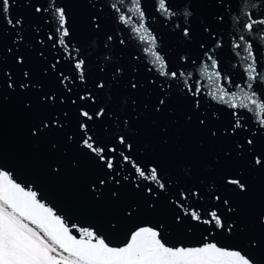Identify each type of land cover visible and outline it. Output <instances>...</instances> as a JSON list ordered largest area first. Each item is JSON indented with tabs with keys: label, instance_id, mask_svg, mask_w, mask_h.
<instances>
[{
	"label": "water",
	"instance_id": "1",
	"mask_svg": "<svg viewBox=\"0 0 264 264\" xmlns=\"http://www.w3.org/2000/svg\"><path fill=\"white\" fill-rule=\"evenodd\" d=\"M46 3L48 0H15L10 8L9 18L13 22L17 18L23 20L24 39L19 51L13 46L17 31L0 18V51L3 49L6 58L4 77L0 72V89L4 80L0 94V171H7L26 190L36 191L42 203L52 207L70 227L76 226L73 234L77 238V228H87L102 234L110 246L120 247L129 242L131 233L138 228L152 227L161 232L166 246L216 243L218 247L254 257V264H264V169L253 163L254 159L264 158V117L258 107L264 103V80L259 78L264 74V31L249 33L241 26L249 17L264 18V0H166L170 14L159 9V0H139L146 13L143 20L135 11L137 0H51L52 4L65 6L71 18L72 39L68 48L55 39V22L50 13L35 11L36 6ZM185 12H193L194 22L193 17H184ZM122 16L129 23L120 20ZM90 17L100 23L99 30L94 29ZM185 19L192 26V41L186 42L179 35L180 28L186 26ZM140 22L149 29L144 40L135 32ZM49 33L53 39L48 38ZM108 35L113 36L117 47L104 55L109 62L122 67L124 75L110 89L101 90L94 85L108 79L114 71L110 65L106 73L100 72L104 63L101 53L105 51L102 44ZM240 35L245 36V41L238 40ZM151 36L156 37L154 49ZM120 39L125 40L124 45L118 44ZM237 43L241 46L236 47ZM247 43L252 44L251 56L245 48ZM74 49L89 57L91 75L86 81L79 80L68 54L75 55ZM152 50L165 57L170 70L184 73L170 91L183 89L192 96L191 100L177 96L162 113L155 112L157 96L146 83L160 75L158 65L152 63ZM208 55L217 61L215 69L210 67ZM17 57H23V65ZM253 58L256 81L248 78L247 65ZM53 64L55 70L51 69ZM24 70L30 71V83L36 85L28 91L19 88L21 82H29L23 77ZM9 72L17 83L16 91L7 86ZM214 72L220 73L219 79ZM164 80L161 76L158 82ZM129 81L139 82L140 91L132 89ZM248 83H252V89H248ZM65 85L71 88L70 92ZM197 88L198 95H193ZM220 88L229 97L235 94L237 103L243 97L248 106L233 108L216 99L222 94ZM89 90L95 93V102L86 99ZM253 93L256 105L247 99ZM46 94L62 96L63 103L44 104L41 97ZM195 100L200 107L189 123L187 117L193 114ZM81 108L90 113L103 110L114 114L87 122L92 129L88 135L105 148L106 156L115 157L113 170L83 146L79 128L83 119L79 115ZM53 117L63 121L62 129L45 130L39 138L31 135L32 128ZM200 119L206 120L207 127L199 124ZM124 120L131 123V129L125 131L135 146L131 162L121 158V151L129 153L115 138ZM236 123L242 128L232 134L230 125ZM161 128L168 129V136H161ZM213 131L217 132L216 137L212 136ZM109 148L117 151L109 152ZM150 162L164 169L160 177V182L167 181L164 190L159 189L158 182L139 177L133 167V163L142 168L147 164L150 169L154 166ZM54 168L60 169L59 174ZM146 176H150L148 169ZM106 177L107 183L100 186L102 194L97 198L90 186ZM226 177L239 178L247 191L238 190ZM190 187L197 196L188 195L186 190ZM113 191L118 193V199L111 195ZM225 199L228 205L224 204ZM184 208L198 210L202 219H209L208 213L215 210L234 230L227 232L197 222L185 214Z\"/></svg>",
	"mask_w": 264,
	"mask_h": 264
},
{
	"label": "snow or ice",
	"instance_id": "2",
	"mask_svg": "<svg viewBox=\"0 0 264 264\" xmlns=\"http://www.w3.org/2000/svg\"><path fill=\"white\" fill-rule=\"evenodd\" d=\"M15 3V0H0V18L11 24V27L17 31V39L13 40V46L19 51V46L23 41L24 37L22 34L23 20L17 18L14 22L9 18L10 8ZM22 6V5H21ZM32 6V5H29ZM159 9L165 13H169V6H166V0H159ZM35 11L43 14L45 12L50 13V19L54 21V30L56 33L55 39L57 42L68 48L71 44L72 32H71V18L66 11V7L57 3L52 4L51 0H48L44 6H36ZM135 11L139 14L141 20L146 16L143 6L137 0V5ZM264 15V14H262ZM184 17H193V22L195 17L193 12H185ZM125 24L129 23L126 17H120ZM90 23H93L94 29L99 30L101 25L95 22L94 17L89 18ZM183 26L180 28L179 35L187 42L194 39L191 23H188L187 19L184 20ZM19 26V27H18ZM242 28L246 29L247 32L252 33L256 31H264V18H254L249 17L248 20L243 23ZM135 32L140 34L139 38L144 40L145 34L149 32L148 27L140 22L139 26L135 28ZM49 39H53L51 33L48 34ZM245 36L240 35L238 37L239 41H245ZM150 42L152 48H155L156 37L151 36ZM39 43H43L40 41ZM119 45H124L125 40L120 39L118 41ZM55 46V45H54ZM104 52L101 53L103 57V67L100 68V72L106 73L107 68L111 65L114 71L110 74L108 79L102 80V82L96 83L94 88H99L101 90H108L112 87L113 83L118 82V77H123L124 69L122 67L115 66V63L109 62L108 56L104 55L110 49H115L117 43H113V36L108 35L106 41L102 44ZM240 43L236 44V47H240ZM249 56H251L252 44L247 43L245 45ZM9 52H13L12 48L8 49ZM75 55L72 52L68 54L72 56L74 61V68L77 72L79 80L86 81V79L91 75L89 57H87L86 52H81L80 49H74ZM43 55V53H41ZM114 57V51L111 53ZM151 55L154 57L153 64L158 65L160 75L155 79H150L147 84H150L153 89V94L157 96L158 102L153 105L156 113H162L168 109L169 104L173 102L174 98L177 96L182 97L185 100H191L189 92L183 91L181 89L179 92L170 91L173 89V83L177 81L180 77L184 75L183 72H177L169 69V62L166 61L165 57L159 54L157 51L152 50ZM207 55V54H206ZM5 56L2 51H0V72H2L4 77L3 65L5 63ZM19 64L23 65V57L16 58ZM180 59H185V57H180ZM210 61V67L215 69L217 67V61L213 59L211 55L207 56ZM56 65H51V69L55 70ZM209 65L204 66V72L207 73ZM248 78L250 81L257 80V69L255 67V59L253 58L252 63L247 65ZM151 71V70H150ZM9 79L7 86L8 88L16 91L17 83L13 79L12 73H7ZM61 75H63L61 73ZM213 75L217 79L220 77L219 72H214ZM164 77L163 83H159L160 77ZM23 77L26 81L19 84L21 91H28L30 88H35L36 85L30 83L32 77L28 70L23 71ZM211 78V77H210ZM264 80V74L259 77ZM68 77H64L67 80ZM64 81L62 80L61 83ZM131 88L135 91H140L139 82L131 83ZM187 87V83L185 82ZM67 90L70 92L71 88L65 85ZM248 89H252V83L247 84ZM4 89H0V94H2ZM219 96L215 98L223 101L226 104H230L231 107L237 108L244 104V98H240V103H237V97L235 94L229 97V94L223 89H219ZM199 89L195 90L193 95H198ZM255 93L247 96V99L252 105L257 104V100L253 98ZM228 97V98H226ZM82 99H85L82 97ZM86 99L95 102L96 95L94 92L89 90ZM41 100L46 105H54L57 102L63 103L62 96H56L54 94H46L41 97ZM75 103V101H73ZM148 107L147 105L145 106ZM200 104L198 100L193 101L192 110L193 114L187 117L189 123L192 122L195 113L199 109ZM260 114L264 117V103L258 105ZM112 114L108 111L106 113L103 110L89 112L81 108L79 115L83 119L79 122V128L82 132L81 142L83 146L95 153L102 161H106V167L109 170H113L116 166V161L114 156H106L105 148L100 147L93 140L92 136L88 135V132L92 131L88 121H93V118H99L101 116H107ZM65 117L67 113H64ZM234 117H239L238 113H232ZM117 124H119V118L115 117ZM264 124V119L261 120ZM199 124L207 127L206 120L200 119ZM120 125V124H119ZM64 127L63 121L59 117H53L51 119L42 120L38 125L30 130L31 135L35 138H39L45 132V130L52 131L53 128L62 129ZM131 129V123L128 120L123 121V127H120L115 137L118 144L123 147L125 151L129 154L125 155L124 151H121L119 155L123 161L131 162V152L134 149V143L128 138V134L125 129ZM231 133L235 134L238 128H242L241 124L236 123L230 125ZM160 134L162 137L168 136V129L161 128ZM228 135L227 132L223 133ZM212 136L216 137L217 132L213 131ZM70 139V137H69ZM167 143L166 140H164ZM251 144L252 141H247ZM242 147V145H238ZM109 152L115 153L116 148H109ZM230 155L229 153L227 154ZM152 165L149 169V165H145L143 168L139 164L133 163L136 173L139 177L145 179H150L151 181L159 183V189L164 190L166 188L167 181L160 182V177L163 176L164 169H162L156 162H150ZM253 163L258 165L261 169H264V158L254 159ZM146 169L150 171V176H146ZM56 174H59L60 169H53ZM186 172L188 170H185ZM115 179V177H112ZM168 179H171L169 177ZM227 180V177L225 178ZM108 178H102L98 182L91 185L94 195L98 198L102 194V189L100 186L107 183ZM117 184L120 183L119 180H115ZM228 183L236 185L237 189L240 191H247L246 184L241 182L239 178L227 180ZM151 192V189H149ZM189 196H197L198 193L193 191L190 187L187 190ZM155 194V193H153ZM111 195L115 198L118 197V193L113 191ZM186 199V197H182ZM220 199V197H215ZM225 205H228V201L225 199ZM183 208V205H181ZM185 214L190 216L191 219L202 222L205 224H212L216 228L223 229L227 232H232L234 226L229 224L227 220L222 219V214L217 213L213 210L208 213L209 219H202L198 210H190L184 208ZM229 212L233 211L232 207L228 208ZM179 219V217H177ZM264 222V218H262ZM73 228L75 225L69 226L65 219L54 212L52 207L46 206L45 203L41 202L38 198V193L31 189H27L17 183L7 171H0V264H254V257L249 258V255L242 254L241 251L227 250L222 247H218L216 243H206L199 247H172L166 246V242H162L161 232L155 230L152 227H140L135 230L130 235L129 242L124 246L114 247L110 246L108 242L102 237V234L98 235L96 231L89 230L87 228H77L79 237L73 234ZM251 243V242H250ZM259 264V262H256Z\"/></svg>",
	"mask_w": 264,
	"mask_h": 264
}]
</instances>
